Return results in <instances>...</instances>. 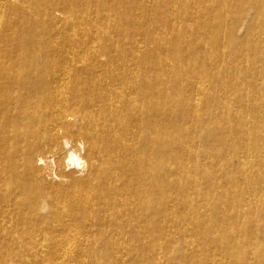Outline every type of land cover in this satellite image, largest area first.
<instances>
[{"label":"bare ground","instance_id":"bare-ground-1","mask_svg":"<svg viewBox=\"0 0 264 264\" xmlns=\"http://www.w3.org/2000/svg\"><path fill=\"white\" fill-rule=\"evenodd\" d=\"M0 264H264V0H0Z\"/></svg>","mask_w":264,"mask_h":264}]
</instances>
